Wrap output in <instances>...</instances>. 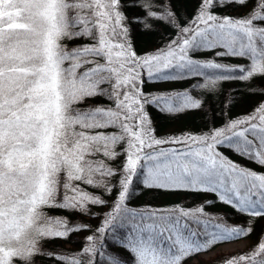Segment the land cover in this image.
<instances>
[{"label": "snow or ice", "instance_id": "snow-or-ice-1", "mask_svg": "<svg viewBox=\"0 0 264 264\" xmlns=\"http://www.w3.org/2000/svg\"><path fill=\"white\" fill-rule=\"evenodd\" d=\"M248 3L197 0L193 17L180 24L164 0L142 5L134 0L132 7L176 28L162 47L141 55L122 0H0V264H35L37 255L58 264H188L255 230L264 219V172L219 149L264 169V101L221 127L169 137L155 135L146 110L147 105L169 115L197 110L202 100L192 95L196 88L264 78V0H254L243 16L213 11ZM135 20L151 27L142 17ZM77 39L88 42L65 43ZM201 52L247 63L196 58ZM191 78L199 80L179 91L142 89L145 82ZM97 98L104 102L87 103ZM121 156L114 167L110 161ZM134 180L148 189L213 193L249 219L229 225L203 206L130 208ZM82 184L108 194L116 189L111 210L80 252L46 251L42 241L88 226H70L45 208L86 213L89 204L106 203ZM105 233L129 257L106 255ZM223 264H264V228L254 246L223 258Z\"/></svg>", "mask_w": 264, "mask_h": 264}, {"label": "trees", "instance_id": "trees-1", "mask_svg": "<svg viewBox=\"0 0 264 264\" xmlns=\"http://www.w3.org/2000/svg\"><path fill=\"white\" fill-rule=\"evenodd\" d=\"M133 2L134 0H122V4L127 5V7H122L121 10L131 21H126L125 23L129 27L131 40L137 53L153 51L158 47H162L165 42L175 36V27L166 24L163 21L147 17L143 7L131 6ZM135 2L138 5H142L144 0H135ZM154 2L159 3V0H154ZM164 2L169 3L176 12L177 22L184 24L193 17L197 0H164ZM253 4L254 0H249V3L246 6L227 5L222 8H215L213 11L220 14H227L232 17H238L245 15L253 7ZM157 11H159V9H157ZM137 17L144 18L145 22L151 27L145 28L144 23H137L135 20ZM87 42V40L83 39L65 41L69 47ZM196 58L215 59L217 62L225 65H241L247 63L246 60L237 57H215L212 52H201L197 54ZM198 80L199 78H191L169 82H146V86L170 83L175 87V91H179L185 88H192ZM192 95L202 100L200 109L176 115H169L159 112L151 105L146 106V110L152 120V126L155 129V135L157 137L179 136L182 133H199L207 131L213 127H221L228 120L237 116H243L252 111L253 107L259 102L264 101V78L255 77L249 82L235 79L223 80L218 82L213 88H196L192 91ZM103 102L104 101L101 98L87 101L89 104ZM108 131L114 130L109 129ZM219 150L230 159L245 165L246 167L255 169L257 172H264V169L257 167L254 163L242 159L228 149L221 148ZM123 159L124 157L121 156L115 161H110V163L114 167H119ZM119 178V175L113 176L111 177V182L117 183ZM81 187L94 195L100 196L101 199L106 201V203L104 205L89 204L86 213L69 211L57 207L45 208L44 211L49 216L66 218L70 226L79 223L88 226V230L72 231L66 238H55L42 241V247L46 251L54 252L57 255H67L80 252L85 246V238L93 235L95 230L103 223L105 214L111 210L116 195V189H113L112 194H108L103 188H93L83 184ZM133 189L134 195H132L127 201V206L130 208H141L143 206H180L184 209H194L198 206H203L204 212L213 216L223 217L224 221L229 225H244L245 221L249 219L247 216L237 213L231 206L219 201L213 193L148 189L136 180H134L130 191ZM209 200L214 201V203L206 204L205 201ZM262 228H264V219H259L255 224V230L249 236L238 239L248 241L247 247L241 251L231 252L227 255L224 253L218 254L205 261L199 260L198 256L188 260V264H200L201 261L205 262V264H213V262L214 264H223V258L230 257L237 253H244L254 246L261 234ZM96 235L98 237L100 236L99 233H96ZM225 243H221L218 246ZM103 244V250L106 255L112 253L129 257V254L124 249L114 246L111 233L104 234ZM215 249L216 247L213 250ZM34 260L35 264H58L57 261L49 259L46 255H37L34 257ZM16 264H21V262L17 261Z\"/></svg>", "mask_w": 264, "mask_h": 264}, {"label": "rangeland", "instance_id": "rangeland-1", "mask_svg": "<svg viewBox=\"0 0 264 264\" xmlns=\"http://www.w3.org/2000/svg\"><path fill=\"white\" fill-rule=\"evenodd\" d=\"M137 52V51H136ZM147 52H152V51H146V52H139L138 54H144ZM154 88V89H153ZM143 92L146 94H153V93H158V92H163V91H174L175 87H173V84H162V85H150L146 86V82L142 85ZM164 147H168V145H165ZM248 241L247 240H238V241H233L229 243H225L223 245H220L216 247L215 250H213L210 253H207L206 255H200L199 260H208L209 258H213L215 255L218 254H228L231 252L235 251H241L247 247ZM195 263V262H194Z\"/></svg>", "mask_w": 264, "mask_h": 264}]
</instances>
